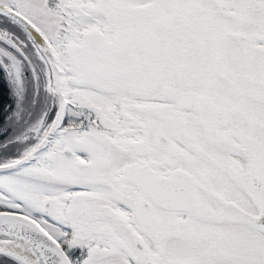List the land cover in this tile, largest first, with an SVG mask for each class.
Listing matches in <instances>:
<instances>
[{
    "label": "snow or ice",
    "instance_id": "1",
    "mask_svg": "<svg viewBox=\"0 0 264 264\" xmlns=\"http://www.w3.org/2000/svg\"><path fill=\"white\" fill-rule=\"evenodd\" d=\"M0 67V264H264V0H0Z\"/></svg>",
    "mask_w": 264,
    "mask_h": 264
},
{
    "label": "trees",
    "instance_id": "2",
    "mask_svg": "<svg viewBox=\"0 0 264 264\" xmlns=\"http://www.w3.org/2000/svg\"><path fill=\"white\" fill-rule=\"evenodd\" d=\"M28 95L30 96V88ZM16 99L13 94V85L11 84L8 76L5 73L3 67H0V128L4 129V132H0V138H3L5 134L11 136L12 129L7 125V121L4 119L12 110L16 107Z\"/></svg>",
    "mask_w": 264,
    "mask_h": 264
},
{
    "label": "rangeland",
    "instance_id": "3",
    "mask_svg": "<svg viewBox=\"0 0 264 264\" xmlns=\"http://www.w3.org/2000/svg\"><path fill=\"white\" fill-rule=\"evenodd\" d=\"M25 76L28 77V79L26 80V86H27L28 88L31 89L32 82H31V79H30V73H28V72L26 71V72H25ZM30 92H31V90H30ZM15 105H16V104H15Z\"/></svg>",
    "mask_w": 264,
    "mask_h": 264
},
{
    "label": "flooded vegetation",
    "instance_id": "4",
    "mask_svg": "<svg viewBox=\"0 0 264 264\" xmlns=\"http://www.w3.org/2000/svg\"><path fill=\"white\" fill-rule=\"evenodd\" d=\"M12 134V133H11Z\"/></svg>",
    "mask_w": 264,
    "mask_h": 264
}]
</instances>
